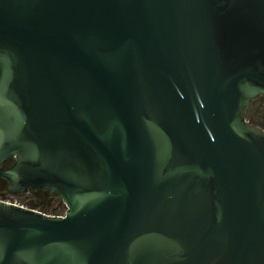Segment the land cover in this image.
I'll use <instances>...</instances> for the list:
<instances>
[{
  "label": "water",
  "instance_id": "obj_1",
  "mask_svg": "<svg viewBox=\"0 0 264 264\" xmlns=\"http://www.w3.org/2000/svg\"><path fill=\"white\" fill-rule=\"evenodd\" d=\"M260 96L264 0H0V264H264Z\"/></svg>",
  "mask_w": 264,
  "mask_h": 264
},
{
  "label": "rangeland",
  "instance_id": "obj_2",
  "mask_svg": "<svg viewBox=\"0 0 264 264\" xmlns=\"http://www.w3.org/2000/svg\"><path fill=\"white\" fill-rule=\"evenodd\" d=\"M261 101L264 102V96H260L256 99L253 104V107L258 109L261 106ZM2 198H9L11 200H17L22 203L33 204L34 208L51 215H61L63 211L65 212L66 207L58 199H54L52 197H47L42 195L41 193H36L35 195L31 192L19 194V195H12L7 192L6 188L0 187V199Z\"/></svg>",
  "mask_w": 264,
  "mask_h": 264
},
{
  "label": "trees",
  "instance_id": "obj_3",
  "mask_svg": "<svg viewBox=\"0 0 264 264\" xmlns=\"http://www.w3.org/2000/svg\"><path fill=\"white\" fill-rule=\"evenodd\" d=\"M256 100H254L250 106L246 110V119L248 120L249 123L255 124L260 126L261 128L264 129V102L261 101V106L256 109L253 107V104ZM3 168H5V164H3ZM6 182L0 178V187L2 186L3 188H6ZM45 191V190H44ZM40 192L37 191L38 193H41L44 196H49L54 199H58L61 202V198L59 196H55L52 193L48 192ZM64 213V211H63Z\"/></svg>",
  "mask_w": 264,
  "mask_h": 264
},
{
  "label": "built area",
  "instance_id": "obj_4",
  "mask_svg": "<svg viewBox=\"0 0 264 264\" xmlns=\"http://www.w3.org/2000/svg\"><path fill=\"white\" fill-rule=\"evenodd\" d=\"M2 200L3 201H6V202H11V203H13V204H16V205H19V206H23V207H29V205L30 204H28V203H22V202H19V201H17V200H11V199H9V198H2ZM64 214V213H63ZM63 214H61V215H63Z\"/></svg>",
  "mask_w": 264,
  "mask_h": 264
},
{
  "label": "flooded vegetation",
  "instance_id": "obj_5",
  "mask_svg": "<svg viewBox=\"0 0 264 264\" xmlns=\"http://www.w3.org/2000/svg\"><path fill=\"white\" fill-rule=\"evenodd\" d=\"M40 192H42V191H40ZM44 192H48V191H44ZM31 193L35 195L37 193V191H31Z\"/></svg>",
  "mask_w": 264,
  "mask_h": 264
}]
</instances>
